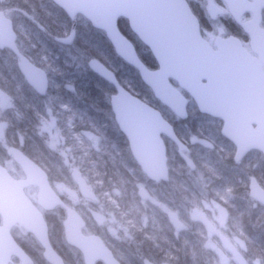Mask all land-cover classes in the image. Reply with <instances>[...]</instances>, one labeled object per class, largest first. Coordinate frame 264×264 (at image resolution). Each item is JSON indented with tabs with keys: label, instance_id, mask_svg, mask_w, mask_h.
Wrapping results in <instances>:
<instances>
[{
	"label": "trees",
	"instance_id": "16d2710c",
	"mask_svg": "<svg viewBox=\"0 0 264 264\" xmlns=\"http://www.w3.org/2000/svg\"><path fill=\"white\" fill-rule=\"evenodd\" d=\"M0 11L13 21L20 51L45 70L49 78L47 95L41 97L26 83L21 69L14 66L17 58L11 50L0 51V85L12 97L14 105L6 120L9 127L5 142L9 147L19 149L48 171L64 164L42 135V121L49 118L47 110L50 108L58 133L65 141L62 149L68 154L67 160L81 171L97 195L110 201V208L115 209L113 213H118L132 230L142 233V243L150 250L145 256L150 261L213 264L199 237L192 236L193 229L186 220L188 211L201 207L205 199L226 210L230 231H238L248 241L251 251L264 261V207L258 205L251 209L253 201L249 193L252 178L264 188L261 153L251 152L236 163V148L222 136L221 120L202 115L189 96L188 119L182 121L174 117L142 82L139 73L116 56L104 32L94 29L81 16L72 21L52 0H0ZM200 15L203 29L209 33L206 16ZM117 24L135 46L142 62L150 70L157 69L153 55L131 31L128 21L120 19ZM237 27L229 28L230 33H237ZM72 31H75L72 45L55 41V38H68ZM94 60L111 70L124 89L159 110L174 126L178 138L189 147L191 159L196 161L195 171H190L179 153H173V144L166 141L170 178L162 182V190L147 179L114 120L110 98L116 94V88L90 70ZM88 135H92L94 141ZM194 138L212 147L192 145ZM140 186L180 215L186 221L187 230L176 233L168 216L159 209L147 207L145 212L139 204ZM57 214L53 212L50 216ZM144 214L150 222L146 229L138 225ZM132 262L143 264V259Z\"/></svg>",
	"mask_w": 264,
	"mask_h": 264
},
{
	"label": "water",
	"instance_id": "95a60500",
	"mask_svg": "<svg viewBox=\"0 0 264 264\" xmlns=\"http://www.w3.org/2000/svg\"><path fill=\"white\" fill-rule=\"evenodd\" d=\"M224 1L232 18L249 35L250 48L255 56L245 50L238 39L217 37L214 45L223 51L224 56L216 66L215 76L209 79L207 75L194 73L184 67L176 53L163 42L162 36L180 10L162 6V0H52L72 21L82 16L94 29L104 32L116 56L137 70L154 97L175 117L187 120L189 101L179 89L171 85L170 79L189 94L201 114L222 120L221 133L236 147L234 157L239 163L252 151H259L264 157V28L261 26L264 0ZM208 10L213 19L223 14L212 3ZM246 13L252 14L253 18L243 22ZM120 19L128 21L132 32L159 64L158 69L150 70L142 62L133 43L120 31L117 24ZM13 28V22L4 12H0V50H11L19 60L27 84L38 95L46 96L49 89L48 75L20 51ZM199 28L201 30L200 22ZM74 36L75 31H72L68 38H55V41L69 46L74 42ZM89 68L116 88V94L110 98L114 120L128 141L133 159L149 180H169L168 147L164 138L178 147L181 158L195 171V163L188 156V147L159 110L124 89L115 74L99 61H92ZM3 96L7 94L0 91V98ZM7 124L0 123L1 141L6 138ZM9 155L22 169L25 179L15 180L6 167L0 165V264H13L10 259L12 255L24 257L20 259L21 264H32L31 259H25L11 236L10 230L17 225L36 236L45 248L49 263L63 264L52 250L43 212L28 198L25 190L29 187L39 189V203L44 211H53L63 202L50 187L48 176L42 168L18 149L10 150ZM71 175L80 195L85 199L96 200L81 173L75 170ZM250 189L251 197L264 206V189L256 179L252 180ZM146 192L144 188L140 190L144 201L149 200ZM67 211L71 217L66 222L67 240L82 251L85 263L95 264L97 260H102L105 264H120L100 240L82 234L84 222L79 214L69 208ZM192 212L209 233L217 234L216 226L205 214L198 210ZM168 218L178 234L186 230L185 224L176 214L171 213ZM219 240L236 264H248L227 236L221 234ZM144 264L153 263L146 259Z\"/></svg>",
	"mask_w": 264,
	"mask_h": 264
},
{
	"label": "flooded vegetation",
	"instance_id": "af4514ba",
	"mask_svg": "<svg viewBox=\"0 0 264 264\" xmlns=\"http://www.w3.org/2000/svg\"><path fill=\"white\" fill-rule=\"evenodd\" d=\"M190 3L192 5V9L194 10L196 16L198 17L199 21L201 22V31L204 33V38L208 42L214 44V40L217 37H221L224 39H228V38L233 37V38L238 39L242 43L245 50H247L249 53H251L253 56H255V54H253V52L251 51V48H250V37H249V35L246 34L244 32V29H242L235 22V20L231 17V15L229 14L228 9H227V4L225 3L224 0H190ZM210 3H212L216 7L220 8V10L222 11L223 14L219 15L215 19L210 17V13L208 10ZM200 14H204L207 18V22L209 24L208 25L209 33H208V31H204V29H203L202 21L200 20L201 19ZM224 17H227L230 20V23L227 26H223V28L226 30V32L223 35H216L214 37L215 31L212 29L213 27H212L211 23L216 21L218 18H224ZM262 17H263L262 27H264V11L262 12ZM251 18H253L252 14L247 13L243 17V22L249 21ZM234 25L238 26L237 27L238 32L231 34L229 31V28H231V27L233 28ZM0 51H3V50H0ZM170 82H171V85H173L175 88L179 89L178 84L174 80L170 79ZM0 91L1 92L3 91V93L7 94L6 97L3 96L0 98V109H2L6 105V103H8V102L13 103V100H12V97L9 95V93L2 87V85H0ZM180 91H181L182 95H184L187 98V95H188L187 92H185L183 90H180ZM12 110H13V107H12ZM12 110L9 113H12ZM2 118H4V117H0V119H2ZM2 123H4V122H2ZM57 127H58V124L56 121H54L53 130H55V129L57 130ZM60 139H61L60 144L62 146L63 145L65 146L64 138L60 137ZM9 148H10V150H15V148H13V147H9ZM52 149L55 150L54 147ZM67 152H70V150H67ZM8 155H9V153H8ZM188 155H191L190 150L188 152ZM25 156H26V154H25ZM9 157H12V156L9 155ZM60 165H62V163H60L58 166H56V168H58ZM65 165H67L66 168H68V171L65 172V171L59 170L61 175L53 176L54 174H52V171H51L52 169H50L48 171L45 169V167L37 164V166H40L47 173L48 180L50 183V187L54 190V192L57 194V196L61 199V201L63 202V205L55 207V209L53 211H43L40 204H39V189L37 187H29L25 190L26 194L28 195V198H30L32 200V202L34 203V205L36 207L40 208L43 211L44 219L48 225V238H49V242L51 244V247L53 248L52 250L55 251V253L57 254V256L60 259H62L63 264H86L85 263L86 258L84 256V254L82 253V251H80L78 248L70 245L68 240H67L66 222L69 218H71L69 212L67 211V208L76 211L79 214V216L82 218V220L84 222L83 228H82V234L87 238L93 237V238L100 240L104 244V247L107 248L112 253L113 257L120 264H123L120 259H128V260L129 259H132V260L133 259H143V262H142L143 264H144L145 259H150V258L145 256L146 252L149 253L150 250L146 244L142 243V240H141V236H143L142 233L137 229L132 230L128 226V224L125 222L124 219L118 217V215H117L118 213L117 214L113 213V211L115 209L110 208V201L109 200H103V198H101L99 195H97L95 193L94 188L92 187V185L89 184L88 180L86 179V177L83 176V174L81 173V171L79 169H77L76 167H73V164L70 163L68 160L65 162ZM17 167H19V166H17ZM75 170H77L81 173L82 177L85 179V181L88 185V188L95 194L96 200L85 199L80 195L79 188L76 185V183L73 179V176L71 175L73 173V171H75ZM9 173L11 174L12 178H14L15 180L16 179L17 180H24L25 179V175H24V173L20 167H19L18 173H12L11 171H9ZM68 173H70V174L68 175ZM57 176L59 178L60 177L63 178L66 183H68L67 179L70 180V176H71L73 183H74L76 189L78 190V194H75V193H73L67 189H64L63 192L61 193L56 188V183H57L56 179H58ZM253 179L254 178H252V180ZM252 180H251V182H252ZM155 183L158 184L159 188L162 190V180L159 182H155ZM258 184L260 185L259 182H258ZM250 188H251V184H250ZM31 190H36L38 192L37 199L30 195L29 191H31ZM139 191H140V189H139ZM147 193H149V191ZM249 193H250V197H251V189L249 190ZM252 201L253 202H251V209H256V208H258V205H261L260 203L256 202L253 198H252ZM142 202H146V203L143 204ZM139 204H141V207L145 212L147 210V207L156 208V209L160 210V208L156 207L153 204H150L149 200L144 201L141 198V203H139ZM261 206H263V205H261ZM94 207L96 209H94ZM53 212L58 213L56 215V217L50 216V213H53ZM96 213L98 215L102 214L103 216H106V215L110 216V218L112 219V220L110 219L111 223L110 224H108V223L103 224V223L98 222L94 218V214H96ZM1 220L2 219L0 217V225L2 222ZM200 223L205 227V225L202 222H200ZM138 225H139V227H141V228L143 227L144 229L149 227L150 222H149V218H147V214L140 216V220H139ZM206 230H207V228H206ZM217 230H218V232L216 235H212L211 233L210 234L214 238H216V240L218 242H220L219 236L221 234L229 237L228 235L224 234L223 232H220L218 228H217ZM10 231H11V236L14 239L15 243L20 248L21 252H23V254L25 255V259H31L32 264H51L46 260L45 251H44L45 248L40 244V242L38 241V239L36 238V236L34 234L30 233L28 230H26L24 227H22L20 225L13 227L12 230H10ZM199 239L201 240V243H203V241H202L203 239L201 237H199ZM245 243L247 246V250L251 251L248 241L245 240ZM241 253L245 257L246 260L252 259L251 256L247 252L245 254H244V252H241ZM158 257H160V256H158ZM10 259H12L13 264H21L20 259H24V257L22 258L20 256L12 255V257ZM153 259H156V258H153ZM132 260H130V263L134 264V262H132ZM247 262H248V260H247ZM95 264H105V262H103L102 260H97L95 262ZM248 264H250V263L248 262ZM258 264H264V262H259Z\"/></svg>",
	"mask_w": 264,
	"mask_h": 264
},
{
	"label": "rangeland",
	"instance_id": "374dc122",
	"mask_svg": "<svg viewBox=\"0 0 264 264\" xmlns=\"http://www.w3.org/2000/svg\"><path fill=\"white\" fill-rule=\"evenodd\" d=\"M229 23H230V20L227 17L218 18L216 21L211 23L213 30L215 31L214 37L216 35L225 34L226 30L223 28V26H227ZM14 66L19 67V61L14 63ZM13 106H14L13 103L8 102V103H6V105L2 109H0V117H4V118L0 119V123L5 122L7 120V118L9 117V112L12 110ZM47 114L49 115L48 117H50V118H48V119L46 118V120L44 119L42 121V127H43L42 135L47 138V141H48L47 144L51 148H53V147L55 148V150L57 152V153L55 152L57 157L60 159H63L66 162L68 154L66 152H64L62 149V148H65V146L63 145L64 146L63 147L60 144L61 143L60 137H62L61 134L58 133L59 131H57L56 129L53 130L54 121H56V119H55L53 112L50 108L47 110ZM88 136L90 139H92L94 141V137L92 135H88ZM191 143H192V145L195 144V146L199 145V148L210 149L212 147V145L210 143L203 141V140L199 141L196 138L192 139ZM171 149H172L173 153H175V154L179 153L178 150L175 149V147H173V145H171ZM8 151H10L8 143H6L4 141H0V162L12 173H18L19 167H17L18 165L14 161L13 157L8 156ZM188 156L191 157V155H188ZM192 160L195 163V166L197 168L196 161H194V159H192ZM65 162H64V164L60 165L58 168H56V166H54V168L51 170L52 174H54L53 176L61 175L59 170L65 171V172L68 171V168H66L67 165H65ZM190 171H192V170L190 169ZM69 174L70 173H68V175ZM67 181H68V183H66L63 178L58 177V179H56V182H57L56 188L61 193L63 192L64 189H67V190H69L75 194H78V190L76 189L71 176H70V180L67 179ZM141 188H142V186H140L139 189H141ZM29 193L31 196H33L34 198L37 199L38 192L36 190H31V191H29ZM142 203L145 204L146 202H142ZM149 203L160 208V210L163 211V213H165L167 216L169 214L173 213V211L169 207H167L164 204L159 203L151 195H150ZM94 209H96V208L94 207ZM194 209H196V210L202 212L203 214H205L206 216H208L209 220H211L213 222V224L219 229L220 232H223L224 234L229 236L228 237V238H230L229 240L236 246V248L239 251L244 252V254L247 252L252 258V259H247L250 264H258L259 262H264L261 258L257 257L253 253V251L247 250L245 238L244 237L242 238V236H240L238 234V231H233V232L230 231L231 227H229L228 215H227L226 210L222 206H220L219 204H217L215 202L208 201L205 199V200H203L201 207H199V208L195 207ZM192 210L193 209L188 211V213L186 214V220L189 222L188 226H190L193 229L191 232L192 236L201 237L203 239L202 244H203L204 249L206 251L205 254H207V256H209L212 259L213 264H236L234 259L232 258V256L229 253H227V251L221 245V243L218 242L216 240V238H214L206 230V228L199 222V220H197L193 216V214L191 212ZM178 217L182 220V223L186 224V221L183 220L180 217V215H178ZM94 218L98 222L103 223V224L104 223L110 224L111 220H112L110 218V216H108V215L103 216L102 214L98 215L97 213L94 214ZM124 260H126V262L128 264L130 263V260H128V259H124Z\"/></svg>",
	"mask_w": 264,
	"mask_h": 264
},
{
	"label": "snow or ice",
	"instance_id": "6c2138e0",
	"mask_svg": "<svg viewBox=\"0 0 264 264\" xmlns=\"http://www.w3.org/2000/svg\"><path fill=\"white\" fill-rule=\"evenodd\" d=\"M162 6L179 9L180 12L162 36L163 42L171 48L182 65L189 71L207 75L212 79L216 66L223 59V51L216 45L205 40L199 28L190 0H162Z\"/></svg>",
	"mask_w": 264,
	"mask_h": 264
}]
</instances>
